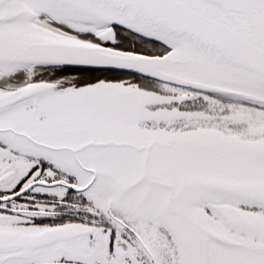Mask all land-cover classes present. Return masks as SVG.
<instances>
[{"label": "snow or ice", "instance_id": "6c2138e0", "mask_svg": "<svg viewBox=\"0 0 264 264\" xmlns=\"http://www.w3.org/2000/svg\"><path fill=\"white\" fill-rule=\"evenodd\" d=\"M0 264H264V0H0Z\"/></svg>", "mask_w": 264, "mask_h": 264}]
</instances>
